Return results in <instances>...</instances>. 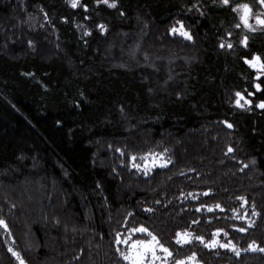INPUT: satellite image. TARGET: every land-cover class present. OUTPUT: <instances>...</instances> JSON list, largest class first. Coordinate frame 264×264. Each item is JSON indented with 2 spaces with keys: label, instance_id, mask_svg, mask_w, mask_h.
Here are the masks:
<instances>
[{
  "label": "trees",
  "instance_id": "obj_1",
  "mask_svg": "<svg viewBox=\"0 0 264 264\" xmlns=\"http://www.w3.org/2000/svg\"><path fill=\"white\" fill-rule=\"evenodd\" d=\"M257 15V0H0V264H127L116 241L140 227L173 260L264 264ZM147 156L167 166L134 167ZM218 231L239 255L176 242Z\"/></svg>",
  "mask_w": 264,
  "mask_h": 264
},
{
  "label": "rangeland",
  "instance_id": "obj_2",
  "mask_svg": "<svg viewBox=\"0 0 264 264\" xmlns=\"http://www.w3.org/2000/svg\"><path fill=\"white\" fill-rule=\"evenodd\" d=\"M79 1L80 0H78V3H79ZM137 19L139 20L138 17H137ZM250 21H251V16H250V19H249V23H250ZM254 25L255 26H262V25L257 23L256 19H254ZM133 49L128 48L127 53H126V51H125V53L123 51H121V53L123 52V56L125 57L124 58L125 61L132 65L131 68L132 67L135 68V67L133 65V62H131V60H129L128 57L130 58L131 52L134 51ZM108 50H112V47L109 46ZM104 55L106 56V55H108V53L106 52ZM54 59H55L54 55H51V56H47V58L45 56L43 60L45 62H49V61L54 60ZM251 61L257 65V67L254 68V67H252L251 64L248 63L251 66V68L253 70H255L258 75L264 74V69L260 68L261 62L260 61H256L255 58L253 60H251ZM64 63H65L66 66H68V68L70 70H72L74 72L76 71V70H73L74 65L72 64L71 61H68V62L64 61ZM115 65L117 67L118 66H120L121 68L123 67L122 65H119V64H115ZM138 67H140V66L138 65ZM167 68L168 69L160 70L157 73L161 74V73L164 72L166 76H170L171 72L174 71V68H172V66L167 67ZM186 68H187V66H186ZM74 72H73V74L75 75V78L78 77V75H76ZM89 74H91V72H89ZM157 76H159V75H157ZM167 81H171V80L168 79ZM157 89H159V90L162 89L163 90L164 88L162 87V88H157ZM143 160H144L143 163L136 164V165H139L138 168L142 169V170H150V169H153V168H163V167L167 166V163H165V161H163L159 157H155V156L148 157L147 156ZM27 201H30V200L27 199ZM19 206L21 208H23V206L21 204H19ZM29 221L32 222L33 220L25 221V225H24V227H25V235L22 234L21 238H22V241H26L27 242V245H28L27 247L31 251H35L36 248H35V245L32 244L31 236H30V227H29L30 226V222ZM0 230H3L4 232L7 231L6 227L3 224H0ZM139 234H146V235H144L143 238H142V237H138ZM136 237H138V238H136ZM125 240L127 241V243L126 244L122 243V249L120 250V253H124L125 255H128V256L133 257V258H135V253L136 252H141V253L144 252L145 244L151 245L152 247L156 248V256L158 258L152 259L150 253H148V259H146L144 261V264H178V262H182V264H202V262H200L199 259L196 256H194V255H191L188 258H186L184 260H181V261L173 260L171 256L167 255V253H163L162 252V250L159 248L160 243L157 242L158 240H153L152 236L149 235L148 233H145V232L135 231L132 234L131 233L129 235L126 234ZM177 241H179V243ZM176 242H177V244L179 246H182V247L186 246L188 244H192L194 242H199L203 247H205L206 249H209V250H224V251H228V252H231V253H234V254H237V252H239L236 247H235V251L233 250V245L234 244H232V242H230L227 239L226 234L224 232H221V231L216 232L214 237H213V239L210 240V241H206V240H203V239L202 240L201 239H197V237L193 236L191 233H188V232L179 233L177 235V237H176ZM133 244H136V248L135 249L132 248ZM224 244H228L229 246L227 248H225V247H223ZM249 250L250 251H255L257 249H256L255 246H251ZM49 252H51V251H49ZM121 256H123V255H121ZM126 261L128 262L127 264H132V259H126ZM43 264H47V263L43 262ZM48 264H50V262Z\"/></svg>",
  "mask_w": 264,
  "mask_h": 264
},
{
  "label": "snow or ice",
  "instance_id": "obj_3",
  "mask_svg": "<svg viewBox=\"0 0 264 264\" xmlns=\"http://www.w3.org/2000/svg\"><path fill=\"white\" fill-rule=\"evenodd\" d=\"M99 2H100V0H97V3H99ZM103 2H104L105 4H107V3H108V0H103ZM229 2H230V0H222V4H223V5H229ZM69 3H71L72 7H77V5H78V0H69ZM82 6H83L85 9H87V5H86V4H84V5H82ZM110 6L113 7V8H115V7H116V4H115V3H112ZM257 6H264V0H257ZM193 7H194V8H197L198 11L200 10V9H199V5H193ZM242 7H243V10H244V11H243V16H242V19H243V21H244V24H245V25H248V26L251 28V24L249 23V19H250V15H251V13H252V8H251L249 5H247V4L242 5ZM189 11H191V9H189ZM201 14H203V13H201ZM255 19H256V21H257L258 24L264 26V18H261L259 15H257V16H255ZM99 27H101L102 29L104 28L103 25H100ZM237 27H239V25H237ZM180 29H183V24H182V23L180 24ZM105 31H106V29H105ZM171 31H172L173 34H175V33L178 31V29H177L176 27H173V28L171 29ZM253 31H255V29H253ZM180 35H181V36H185V37H187V39H189V40L192 39V35H191V33L187 32L186 30H181V31H180ZM247 41H248V38H247V37H244V40L241 41V43H243L244 46L247 47V46H248ZM224 46H225V45H224L223 43L220 45V47H224ZM227 47L231 48V47H232L231 43H229V44L227 45ZM245 59H246V62H248L249 64L252 65V67H254V68L257 67V65H256L255 63H253L251 60H247L246 57H245ZM255 60H256V61H259V60H260V57H259V56H256V57H255ZM260 68H261V69H264V63H261V64H260ZM260 87H261V85H260L259 83L255 84V88H256V89H260ZM236 95L239 97V96H241L242 94L238 92V93H236ZM252 95H254V93H252ZM236 103H237L238 105H240V100L237 99V100H236ZM248 103L251 104L252 101H251V100H248ZM240 106L243 107V105H240ZM259 107L264 108V101H261V102L259 103ZM225 123H227V121H225ZM228 127L231 128L232 125H231V124H228ZM229 151H232V149L230 148ZM135 159H136V157L133 156V157H132V160L135 161ZM165 163H166V162H165ZM246 166H247V165H245V167H246ZM134 167H139V165H134ZM0 224H4V221H3V220H0ZM5 227H7L6 224H5ZM132 230H133L134 232H135V231L148 232V229L143 228V227H140L139 229L133 228ZM239 231H240V232H246L247 229L244 228V227H240V228H239ZM148 234L152 236L153 240H157V238H156L152 233L149 232ZM117 235H119V233H118ZM197 239H201V240H202L203 237H197ZM157 242H158V241H157ZM177 242L179 243V241H177ZM116 243H117V244H120V243H124V244H126L127 241H126V240H125V241H116ZM253 245H255V242H253ZM228 246H229L228 244H224V245H223V247H225V248H227ZM132 248L135 249V248H136V244H133V245H132ZM159 248L162 250L163 253H167V255H169V256L172 255V253H171V251L169 250V248L164 247V245L160 244V245H159ZM233 250L235 251V246H234V245H233ZM116 251H119V247L116 248ZM261 251H264V249H261ZM148 253H150L152 259H156V258H158V257L156 256V248H155V247H152L151 245H148V244H145V248H144V252H143V253H141V252H136V253H135V258L130 257V256H128V255H125L124 253H121V255H123L125 259H132V264H144V261H145L146 259H148ZM237 255H239V252H237ZM21 264H23V262H21ZM178 264H182V262H178Z\"/></svg>",
  "mask_w": 264,
  "mask_h": 264
}]
</instances>
